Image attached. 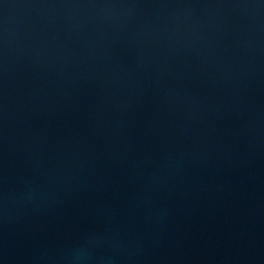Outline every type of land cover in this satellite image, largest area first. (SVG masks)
I'll list each match as a JSON object with an SVG mask.
<instances>
[{"label":"water","instance_id":"water-1","mask_svg":"<svg viewBox=\"0 0 264 264\" xmlns=\"http://www.w3.org/2000/svg\"><path fill=\"white\" fill-rule=\"evenodd\" d=\"M0 264H264V0H0Z\"/></svg>","mask_w":264,"mask_h":264}]
</instances>
